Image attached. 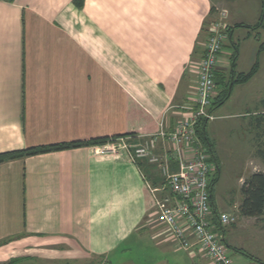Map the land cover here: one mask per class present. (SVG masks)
<instances>
[{
    "label": "crops",
    "instance_id": "1",
    "mask_svg": "<svg viewBox=\"0 0 264 264\" xmlns=\"http://www.w3.org/2000/svg\"><path fill=\"white\" fill-rule=\"evenodd\" d=\"M231 2L83 0L78 7L74 0H0V154L130 133L125 137L133 136L134 145L158 131L161 122L173 128L193 93L194 62L203 55L214 11L225 9L229 19ZM234 32L231 27L223 40L215 83L231 79L232 62L236 73L247 72L256 61L258 69L212 111L213 120L256 117L250 122L256 159L250 174L239 179L242 184L251 174L264 173L258 154L264 149V125L257 118L264 116V82L258 80L260 43L240 68L244 53L233 41ZM229 33L233 50L224 45ZM243 89V110L232 113L229 106V113L220 114ZM220 90L216 85L217 94ZM249 100L253 112L244 104ZM206 133L217 173L218 148L207 125ZM165 144L158 142L161 154ZM102 146L0 162V264L28 254L53 262L94 257L112 264L116 256L119 264H215L197 248L180 247L158 219L151 188L163 186L160 170L146 159L134 162L124 150L100 152ZM170 170H178L175 160ZM211 191V221L234 264H264V248L256 256L237 239L249 234L264 245V211L243 217L238 209L243 196L225 205L212 200ZM223 212L233 213L236 222L220 225ZM142 246L146 251L127 257L128 250Z\"/></svg>",
    "mask_w": 264,
    "mask_h": 264
},
{
    "label": "built area",
    "instance_id": "2",
    "mask_svg": "<svg viewBox=\"0 0 264 264\" xmlns=\"http://www.w3.org/2000/svg\"><path fill=\"white\" fill-rule=\"evenodd\" d=\"M215 11L216 16L207 28L203 55L194 62L197 73L194 91L182 106L183 114L173 128L168 129L161 122L156 133L145 137V145L134 147L133 152L123 137L98 150L111 153L124 150L134 162L146 159L155 163L163 177L162 187L151 188L156 195V215L171 236L184 250L197 248L215 264H234L227 244L211 221L210 175L216 166L195 131L198 122L214 119L211 104L217 95L215 73L228 28L227 11L223 8ZM158 139L170 145L163 157L155 151ZM167 156L177 162V171L171 172ZM236 219L233 213L218 216L220 225L233 224Z\"/></svg>",
    "mask_w": 264,
    "mask_h": 264
},
{
    "label": "rangeland",
    "instance_id": "3",
    "mask_svg": "<svg viewBox=\"0 0 264 264\" xmlns=\"http://www.w3.org/2000/svg\"><path fill=\"white\" fill-rule=\"evenodd\" d=\"M232 1L230 4V13L231 16L226 21L231 25V27L235 30L233 35V41L242 48V56L240 57V68H244L247 65V57L248 54L254 46L255 43L264 42V28L259 29H251L247 27H235L237 24H248L253 25L257 22L259 15L261 14L262 8V0H230ZM216 16V11H214V15L211 20ZM226 50H233L231 40L226 39L224 41ZM259 73L258 80L264 82V51L260 53L259 56ZM252 67V65H251ZM194 84L192 89L194 91ZM264 92V90H263ZM246 94L245 89H243L242 93L239 95L240 97H234L228 105L222 109L219 113H229L227 109L230 106V112H235L243 110V103L241 102V96ZM237 93H235V96ZM190 96V95H189ZM252 99V98H251ZM238 101V106H232L235 101ZM246 103L247 107L251 109L253 112L254 102L248 101ZM238 109H237V108ZM218 111L215 113V116H218ZM245 118V121H243ZM256 117L252 118L248 115L246 117H240L238 119H225L223 116L217 117L215 120H210L207 124V132L209 134L210 139L214 142L215 146L218 148V156L220 167L217 173L210 175V180L212 181L215 178V181L211 187L212 192V200H216L217 203L223 201L225 205H229V202H239L242 199L241 193V183L239 181L240 178L246 177L250 174L251 171V161L255 160V152L256 149L251 144V140L253 136H255V130L251 129L250 122L254 120ZM258 120H260L261 115H258ZM263 127V125H262ZM160 128V124H159ZM167 128V127H166ZM254 128V126H253ZM264 130V129H263ZM157 132V131H156ZM155 132V133H156ZM154 134V133H153ZM264 136V135H263ZM147 137V136H145ZM124 140L130 145V150L133 152V148L136 146L145 145V141L140 144H131L129 140L133 138L123 137ZM148 138V137H147ZM145 139V138H144ZM158 142L165 143L163 139H158ZM115 141V140H112ZM111 141V142H112ZM110 142V141H109ZM167 143V142H166ZM170 145L165 144L162 149L165 153L169 149ZM156 153L160 154L163 157V153L159 152L158 144L155 148ZM169 159L168 164L170 167V162L173 160L170 156H167ZM140 160V159H139ZM152 164V163H151ZM155 163H153L154 165ZM156 166V164L154 165ZM157 167V166H156ZM256 166H254L255 168ZM258 171V169H256ZM167 193V192H166ZM239 217V216H238ZM264 237V235H262ZM237 239L243 243L244 247L247 249L249 253H253V255L259 256L263 254L264 245L261 243H256L253 241V237L251 235L246 236H237ZM263 244V242H262ZM148 246H142L135 250H128L127 257L133 258V256L138 254L139 252L146 251ZM125 253V252H124ZM233 256V253H232ZM116 256H112L111 262L112 264H119V261L116 259ZM120 259V257H119ZM106 264L104 260H100L98 258H83L76 259L71 258V260L67 261H50L43 258L40 255L28 254L26 256H22L17 259V264ZM108 264V263H107Z\"/></svg>",
    "mask_w": 264,
    "mask_h": 264
},
{
    "label": "trees",
    "instance_id": "4",
    "mask_svg": "<svg viewBox=\"0 0 264 264\" xmlns=\"http://www.w3.org/2000/svg\"><path fill=\"white\" fill-rule=\"evenodd\" d=\"M74 3L78 7H81L83 4V0H74ZM211 11H213V8H211ZM239 26L243 27L245 25L238 24L235 27H239ZM246 27H249L251 29L264 28V0H262L261 14L258 21L253 26H246ZM230 30L231 27H228L227 33L230 32ZM228 35H229V39L231 40V34L229 33ZM262 51H264V42H261L259 45V52ZM231 66H233L234 68V62H232ZM233 68H232L231 79H227L226 82H224L223 80L221 82H216V85H221V90L212 100L211 110L217 109L229 98L234 85L243 84L249 81L254 76V74L257 72L258 69V61H256L247 72L236 73ZM261 105L264 108V98L261 101ZM260 120L263 121V125H264L263 115H261ZM206 125H207V121L205 120L198 122L195 131L198 136V139L206 147L213 162L215 163L216 157L214 154V147L207 137ZM128 135H134V133L122 134L112 137L92 138L89 140H77L66 143L62 142V143H55L48 145L33 146L23 150H15V151L1 153L0 162L18 159L26 156L48 153L51 151H60V150H66V149H72V148H78V147L90 146V145H104L109 141L115 140L117 138L125 137ZM258 154L260 157H262L264 161V149H259ZM137 160L135 162H137ZM216 166H217V162H216ZM214 181L215 178L210 182V189ZM241 193L243 196V200L238 208L239 214L243 217H260L264 211V173L255 172L251 174L249 178L244 180L241 184ZM5 264H17V260L11 259L8 263Z\"/></svg>",
    "mask_w": 264,
    "mask_h": 264
}]
</instances>
